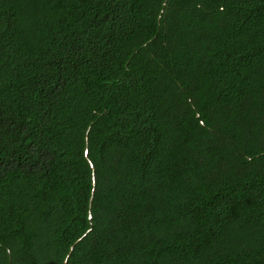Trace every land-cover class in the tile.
<instances>
[{
  "label": "trees",
  "instance_id": "16d2710c",
  "mask_svg": "<svg viewBox=\"0 0 264 264\" xmlns=\"http://www.w3.org/2000/svg\"><path fill=\"white\" fill-rule=\"evenodd\" d=\"M0 264H264V0H0Z\"/></svg>",
  "mask_w": 264,
  "mask_h": 264
}]
</instances>
